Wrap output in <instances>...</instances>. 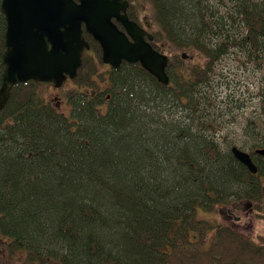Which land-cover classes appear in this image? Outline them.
I'll return each instance as SVG.
<instances>
[{
    "label": "trees",
    "instance_id": "1",
    "mask_svg": "<svg viewBox=\"0 0 264 264\" xmlns=\"http://www.w3.org/2000/svg\"><path fill=\"white\" fill-rule=\"evenodd\" d=\"M146 1L152 47L169 58L167 85L139 63L106 68L82 26L95 55L85 52L76 77L63 83L74 85L65 93L68 114L38 94L39 85L51 83L28 80L11 88L0 109L3 257L264 264V252L212 219L220 205L247 196L248 171L226 146L234 142L216 133L240 106L232 82L223 81L219 66L226 57L232 71L260 77L245 133L264 140V0ZM137 8L127 9L129 18ZM4 30L0 13V80ZM184 52L194 59L184 60ZM223 85L231 91L226 97L216 91ZM88 89H103L105 105Z\"/></svg>",
    "mask_w": 264,
    "mask_h": 264
},
{
    "label": "water",
    "instance_id": "2",
    "mask_svg": "<svg viewBox=\"0 0 264 264\" xmlns=\"http://www.w3.org/2000/svg\"><path fill=\"white\" fill-rule=\"evenodd\" d=\"M128 4V0H1L5 31L0 109L17 83L32 80L60 87L76 77L89 49L82 26L98 42L103 63L115 69L123 61L139 63L167 85L169 58L152 47L153 35L129 18ZM231 152L251 172L256 171L247 152L236 146ZM259 152L264 154V149Z\"/></svg>",
    "mask_w": 264,
    "mask_h": 264
},
{
    "label": "flooded vegetation",
    "instance_id": "3",
    "mask_svg": "<svg viewBox=\"0 0 264 264\" xmlns=\"http://www.w3.org/2000/svg\"><path fill=\"white\" fill-rule=\"evenodd\" d=\"M128 2H129L128 4V8H129L132 5L137 6L138 0H128ZM0 3H1V0H0ZM139 7L140 9L137 8L134 14V19L132 20H134L140 27L144 28L145 30L151 33L152 32V21L148 14L142 16L143 14L142 12H144V10H142L143 6L140 5ZM0 13L2 14L1 10H0ZM3 20H4V17H3ZM4 23H5V20H4ZM115 23L119 28H121V26L117 22ZM3 39H4V33H3ZM85 52L92 53V56L95 55L91 49L90 44H89V49L85 50L84 53ZM103 64L106 65V68L107 66H110L105 63ZM103 91H104L103 89L97 92L93 91L89 95L91 98L92 97L97 98L99 96L104 97V101L102 102V105H105V102L108 101L109 99V95L107 93H103ZM251 121L253 122L254 119L248 118V119H245V121L242 123L236 122V119H228L229 124H227L225 127L221 129V131L224 132L223 137L234 142L231 145L229 144L226 145L229 147V150L231 151V148L233 146H236L239 149L247 152L250 156L252 163L254 164L256 168V171L251 172L243 164L246 167V170L248 171V179H246L247 180L245 182L246 186L244 187L245 188L244 190L247 191V196L242 199H233L229 203L223 206L220 205L218 208L219 209L224 208L223 211L226 215V223L221 222V224L230 227L236 233L242 234L247 239V241L254 244L255 250H257V252L260 253V252H264V228L262 230L259 229L254 234V231H253L254 223L252 221L253 220L257 221L258 219L264 221V167L262 168L261 166L264 163V154H261L259 152V150L264 149V140L262 139L263 136L261 135H257V134L250 135L248 133H245L247 132V130L250 133ZM227 127H230V129L228 128V131H227ZM19 263L21 264H50V263H40V262H32V263L26 262L25 263V261L24 262L19 261ZM1 264H6V262H2Z\"/></svg>",
    "mask_w": 264,
    "mask_h": 264
},
{
    "label": "rangeland",
    "instance_id": "4",
    "mask_svg": "<svg viewBox=\"0 0 264 264\" xmlns=\"http://www.w3.org/2000/svg\"><path fill=\"white\" fill-rule=\"evenodd\" d=\"M140 5L143 6L142 10H144V12H142L143 13L142 16L148 14L149 17L151 18L152 9L150 7L149 2L146 0H138L137 6L139 7ZM181 57H182V53H181ZM183 59L184 60L185 59L193 60L194 57L186 54V58H183ZM219 67H223L222 73L225 77L223 79V81L226 82V77H227V79H229V81L232 82L230 84V86L235 87V96L234 97H236L235 99L238 100V105H240L239 108L237 110H235V115H236L235 119H236V122L242 123L245 121V119H248L247 118L248 115H251V112H252L251 106L253 104H255V99H252V97H253V94L255 93V91H257L256 87L258 86L260 77L257 73H252L251 71H249V72L248 71L241 72L239 70H235V72L232 71L234 69L235 65L232 62L231 58H229V57H226L225 59H223L221 61ZM227 71L229 74L227 73ZM245 81L246 82L251 81V82H249L250 83L249 86L247 85V86L243 87V85H245L244 84ZM73 86H74L73 84H71L70 82L67 81L65 84L61 85L60 87H54L53 84L52 85H39L37 91L41 97L45 98L47 101H50L52 104L56 105V107H58L59 112L68 114V112H69V107H68V102H67L68 98L65 96V93H67V90H69L71 88L74 89ZM227 87H228L227 85H223V86L219 87L218 90L216 89V91H218L219 94H222L221 97H226V95H227L226 93H228V94L231 93V91L229 90L230 88L227 89ZM87 91H88L87 93L90 94L94 90L88 89ZM221 97L219 96V98H221ZM234 105H237V103H234ZM225 123L229 124L228 121H226ZM228 128L230 129V127H227V131H228ZM216 133H219V134L221 133V135L224 134V132L221 130H216ZM223 209L224 208H221V209L218 208L216 213L213 214V218H212L215 220V222L220 223V224H221V222L226 223V215H225ZM198 213H199V216H207V217L211 216V214L209 212H204L200 209H198ZM252 222L254 223V225H253L254 234L259 229L262 230L264 228V221L263 220L258 219L257 221L253 220ZM239 224H240V222H239ZM251 228H252V226H251ZM251 230H250V232H251ZM202 246H203V248H207L208 243L206 242ZM3 256L4 255H0V264L2 262H6V264H21V263H19V261L24 262V259H23L24 257L22 254L20 256L17 255L12 260H9L8 258H5Z\"/></svg>",
    "mask_w": 264,
    "mask_h": 264
}]
</instances>
